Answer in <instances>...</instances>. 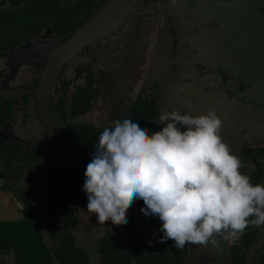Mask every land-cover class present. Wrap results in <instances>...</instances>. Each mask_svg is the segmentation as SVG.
<instances>
[{
    "label": "flooded vegetation",
    "instance_id": "af4514ba",
    "mask_svg": "<svg viewBox=\"0 0 264 264\" xmlns=\"http://www.w3.org/2000/svg\"><path fill=\"white\" fill-rule=\"evenodd\" d=\"M26 1L14 4L7 0L0 4V11L4 16L10 14L12 21L15 16L32 18L30 27L16 31L18 36L13 45L0 47V146L19 144L22 150L34 149L37 154L40 150L54 172L62 174L59 168L62 169L65 160H57L49 140L23 141L13 125L20 113L41 122L34 90L43 66L16 65L17 61H9L2 54L36 51L47 42L65 41L105 0H29V5ZM256 1L172 0V4L170 0H131V11L119 24L94 46H85L77 60L67 63L56 76L54 101L61 118L67 125L80 122L92 126L80 130L82 134L83 130L99 131L123 119L146 127L151 134L162 127L160 120L165 108L192 115L214 109L223 120L222 138L242 161L241 171L254 184H264V0ZM38 7H42L41 15ZM77 91L90 108L73 116L70 100ZM62 97L67 109L65 118L60 111ZM87 146L96 151L92 145ZM25 164L26 161L18 162L22 168ZM68 171L69 174L53 179L60 185L68 180L72 188L79 233L84 214L94 215L95 219L96 214L87 210L84 180L75 178L72 169ZM44 184H40L41 188ZM42 192V199L50 196L47 189ZM33 193H29L31 202ZM144 206L142 199L135 200L130 206L135 216H127L133 221L134 236L143 246L130 234L124 235L120 225L110 220L104 224L97 245L109 232L118 243L124 244L132 263L134 259L138 263L135 251L152 256L165 248L167 264H217L215 245L189 243L178 249L171 240L161 243L162 221L158 216L150 229L140 227L146 218L141 211ZM230 252L233 264H264V226L250 225L240 239L230 240Z\"/></svg>",
    "mask_w": 264,
    "mask_h": 264
},
{
    "label": "clouds",
    "instance_id": "9594fccd",
    "mask_svg": "<svg viewBox=\"0 0 264 264\" xmlns=\"http://www.w3.org/2000/svg\"><path fill=\"white\" fill-rule=\"evenodd\" d=\"M160 123L149 134L130 119L115 120L99 135L83 185L97 223H126L127 209L142 199V213L162 221L160 242L178 249L215 245L218 236L238 240L250 225L264 226V184L241 171L214 109L165 111Z\"/></svg>",
    "mask_w": 264,
    "mask_h": 264
},
{
    "label": "trees",
    "instance_id": "16d2710c",
    "mask_svg": "<svg viewBox=\"0 0 264 264\" xmlns=\"http://www.w3.org/2000/svg\"><path fill=\"white\" fill-rule=\"evenodd\" d=\"M7 0H0V4H4ZM14 4H20L23 0H9ZM30 1L25 2L29 5ZM29 7V6H28ZM28 7L23 8L26 12ZM40 15L42 7H38ZM10 14L4 16V12L0 11V47L10 46L16 42L18 33L16 31L25 30L31 26V17L15 16V21L9 18ZM8 24L7 27L4 26ZM14 31V32H11ZM71 103V115L76 116L86 112L90 108L88 101H85L83 94L77 91L73 94ZM60 111L65 118L67 109L64 105V98H61ZM77 124V125H76ZM67 125L70 131L84 144L95 147L98 138L104 128L93 130L91 132L80 130L92 127L83 123ZM77 126V128H75ZM80 127V128H79ZM112 127V126H110ZM5 150H9L8 154ZM54 156L58 161H62L57 151L53 149ZM41 153V155H39ZM31 149L29 151L22 150L19 144H5V148L0 146V180L1 187L7 192H12L18 201L22 203L21 218L15 220H0V255L12 254L11 263L0 259V264H131L132 257L125 250L124 244L118 243L114 239L112 233H106L98 242L96 255L81 245L77 239L79 231V217L75 212V201L73 191L68 180L64 181V185L52 184L53 178L61 175H67L70 171H64L62 174L54 172L45 153L39 150ZM43 154V155H42ZM39 158V160H38ZM26 161L24 168L38 171L42 176H46L51 183L49 187L50 196L42 199L38 198L36 204L30 201V192L32 190H24L21 178L25 169L18 162ZM34 163H33V162ZM55 173V174H54ZM26 175H31L28 172ZM38 212L46 214V217H40ZM45 221L47 231L50 232L51 241L47 240L45 229L42 221ZM138 250L139 248L136 247ZM165 249V248H164ZM164 249H160L152 256L141 255L135 251L137 264H167L168 255Z\"/></svg>",
    "mask_w": 264,
    "mask_h": 264
},
{
    "label": "water",
    "instance_id": "95a60500",
    "mask_svg": "<svg viewBox=\"0 0 264 264\" xmlns=\"http://www.w3.org/2000/svg\"><path fill=\"white\" fill-rule=\"evenodd\" d=\"M170 1L172 2V0ZM254 1L257 3L256 0ZM131 7V0H105L85 22L74 29L65 41L47 42L45 45L39 46L36 51L16 50L12 53L2 54L9 61H17L16 65L38 63L43 66L40 80L34 90L35 100L37 101V115L44 125V132L53 149L57 151L61 159L68 163L74 177L84 181L86 179V167L91 162L95 150L84 145L70 131L57 111L54 101L56 93L54 90L55 78L67 63L77 60L79 52L85 46L90 44L94 46V43L102 39L105 33L111 32L113 27L119 24L118 21L125 17L127 12L131 11ZM166 72H170V67L167 68ZM165 111H167L166 108ZM128 217L126 223L120 224L122 233L124 235L126 233L130 234L129 236L133 240L143 246L142 242L134 236L135 227L132 219ZM216 239L217 264H233L230 240L224 239L222 236H218ZM132 264H136L135 259Z\"/></svg>",
    "mask_w": 264,
    "mask_h": 264
},
{
    "label": "rangeland",
    "instance_id": "374dc122",
    "mask_svg": "<svg viewBox=\"0 0 264 264\" xmlns=\"http://www.w3.org/2000/svg\"><path fill=\"white\" fill-rule=\"evenodd\" d=\"M104 91H106V89ZM13 125H15V131L18 135H20L23 138V141H27V142L29 141L39 142L40 141V143H45L48 140L47 137L46 138L44 137L45 134L43 133V124L39 122V120L35 117H30L26 115L25 113L23 114L20 113V115H18L17 122L14 123ZM43 160L46 161L45 158ZM55 165L56 164H54V166ZM61 165H62L61 166L62 169L59 168V170H61L62 172L71 170V168L65 161L62 162ZM28 172H30L32 176L26 175ZM28 178L32 180L28 182L27 180ZM20 181L23 182L24 190L27 189V190H32L34 192L33 194L35 197L33 198V201H32L33 204L37 203V202H34L35 199L43 195V192H42L43 190L47 189V191H49V187L51 185L50 183L52 181H53L52 184H55L54 179H52V181L50 182L49 180H47V178H43L41 174L40 176H38L37 174L32 173L31 171H27V170L23 172V176ZM41 183H45L43 185V188H41L42 187L40 185ZM1 184H2V180H0V220H15V219L21 218L23 216L22 203L18 201V199L12 192H7L3 190L1 187ZM133 210L134 209H132L131 207L127 209V215L128 216L130 215L132 218L133 216H135ZM38 214L40 217L41 216L43 218L46 217V214L42 212H38ZM94 217H95L94 215L87 216L84 214L82 218V220L84 221V224L81 227V232L77 234V239L79 243L81 245L86 246L91 251V253H94V252L96 253L97 238L100 237V235L102 234V231H104V225H101V224L97 225L96 224L97 220ZM154 217L155 216H146L145 220L141 221L139 226L142 228H145V230L150 229L151 226L153 227L155 225ZM42 223H43V226H44L43 228L45 229V233L47 236L46 238L47 240L51 241V235H50V232L47 231L48 228L46 227L45 221L43 220ZM95 245L96 247H94ZM0 259L5 260L8 263H11L13 259V255L3 254V255H0Z\"/></svg>",
    "mask_w": 264,
    "mask_h": 264
}]
</instances>
